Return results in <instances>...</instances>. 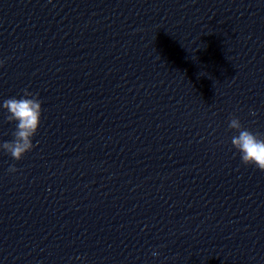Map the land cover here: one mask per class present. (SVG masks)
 Here are the masks:
<instances>
[{
    "label": "water",
    "instance_id": "95a60500",
    "mask_svg": "<svg viewBox=\"0 0 264 264\" xmlns=\"http://www.w3.org/2000/svg\"><path fill=\"white\" fill-rule=\"evenodd\" d=\"M231 0H0V26L173 10Z\"/></svg>",
    "mask_w": 264,
    "mask_h": 264
},
{
    "label": "clouds",
    "instance_id": "9594fccd",
    "mask_svg": "<svg viewBox=\"0 0 264 264\" xmlns=\"http://www.w3.org/2000/svg\"><path fill=\"white\" fill-rule=\"evenodd\" d=\"M3 64L4 61L0 60V67ZM0 107L7 112V121L15 123V130L12 133L13 139L0 142V150L19 161L35 147L33 138L41 123L42 101L39 99L38 93L24 89L20 98L5 99ZM250 114L255 115L256 113L252 111ZM228 128L238 133L231 137V145L239 153L242 164L254 166L264 172V135L245 128L236 116L229 119ZM8 171L15 173L18 169L15 165H10ZM151 254L156 257L159 252L153 250Z\"/></svg>",
    "mask_w": 264,
    "mask_h": 264
}]
</instances>
